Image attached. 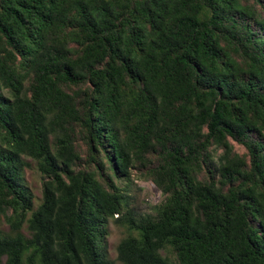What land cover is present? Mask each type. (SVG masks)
I'll use <instances>...</instances> for the list:
<instances>
[{"label":"trees","instance_id":"obj_1","mask_svg":"<svg viewBox=\"0 0 264 264\" xmlns=\"http://www.w3.org/2000/svg\"><path fill=\"white\" fill-rule=\"evenodd\" d=\"M4 258L264 264V0H0Z\"/></svg>","mask_w":264,"mask_h":264},{"label":"rangeland","instance_id":"obj_2","mask_svg":"<svg viewBox=\"0 0 264 264\" xmlns=\"http://www.w3.org/2000/svg\"><path fill=\"white\" fill-rule=\"evenodd\" d=\"M236 149L240 152L245 151V149L240 145H236ZM135 178H136L135 179L136 186L134 187L133 195L135 196V200L139 207L147 208L151 204L157 203L161 200L162 198L161 191L154 183L138 177ZM25 179L26 182L33 188L37 202L40 201V199L42 198L43 180L34 164L32 167L26 169ZM3 227L8 228V225L4 223ZM108 230L109 232L106 238L108 251L110 257L112 259H116L117 245L120 239L124 236V232L121 228H119L116 224H114L112 220L109 222ZM1 264H6L5 258L3 259Z\"/></svg>","mask_w":264,"mask_h":264}]
</instances>
